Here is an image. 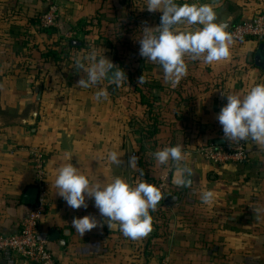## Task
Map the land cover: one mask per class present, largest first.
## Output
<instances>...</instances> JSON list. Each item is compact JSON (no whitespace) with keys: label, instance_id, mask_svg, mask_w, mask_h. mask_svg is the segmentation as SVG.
<instances>
[{"label":"crops","instance_id":"1","mask_svg":"<svg viewBox=\"0 0 264 264\" xmlns=\"http://www.w3.org/2000/svg\"><path fill=\"white\" fill-rule=\"evenodd\" d=\"M51 2L59 8L56 26L38 30L30 17ZM177 2L210 4L217 22L239 21L264 5V0ZM146 6L147 0H0V115L9 121L25 118L35 107L38 113L34 130L18 123L0 126V235L17 232L26 215L21 208L32 207L22 198L36 185L37 153L45 169L39 233L60 264H264V144L243 141L247 158L236 164L215 166L197 153L201 144L228 143L216 119L226 103L221 93L244 95L264 83V48H259L264 41H233L229 57L213 64L186 56L187 73L172 85L158 64L139 55L143 27L158 26L162 14ZM91 48L104 51L130 75L119 87L105 80L109 96L99 103L93 99L95 87L76 86L86 73L75 67L74 58ZM142 75L145 82L139 85ZM175 145L193 168L190 188L171 182L172 161L160 165L153 156ZM109 151L124 163L108 161ZM131 155L136 167L128 165ZM68 162L90 185L104 186L115 176L133 185L146 177L156 186L164 181V218L151 222L148 235L136 240L123 236L118 222L81 237L72 228L74 217L103 218L92 199L86 198V209H73L57 193L58 169ZM204 190L215 192L210 204L200 200ZM0 264L27 263L0 251Z\"/></svg>","mask_w":264,"mask_h":264},{"label":"clouds","instance_id":"2","mask_svg":"<svg viewBox=\"0 0 264 264\" xmlns=\"http://www.w3.org/2000/svg\"><path fill=\"white\" fill-rule=\"evenodd\" d=\"M148 12H161L160 23L156 27H143L139 39V55L158 64L163 71L165 82L175 85L186 75L185 57L192 60H202L205 64H213L225 60L230 55V45L233 42L232 33L228 32L227 22H217L214 8L207 3H178L177 0H147ZM197 25L194 28L177 30V25ZM75 67L86 73V78L76 81L81 89L95 87L93 99L101 102L108 99L109 93L104 86L108 84L119 87L127 80L125 71L109 60L103 51L100 55L91 48L85 55L74 58ZM145 82L144 76L138 78V84ZM226 103L221 107L216 119L222 126L223 137L230 145L251 139L264 144V83L254 84L244 95L221 93ZM38 113L33 112L35 117ZM26 122V121H25ZM160 165L173 162L174 176L172 183L178 187L190 188L193 168L186 163V153L180 145L164 146L153 153ZM116 151H109L107 160L115 165H122ZM130 167H136L137 157L131 155L128 159ZM144 173L141 171L140 173ZM57 193L67 205L73 209L87 208L86 198L94 201L103 221L93 215L74 217L72 228L82 237L94 228L105 225L112 229L114 222L123 236L136 240L148 235L151 231L152 217L150 211H155L162 199L160 189L148 182L131 184L126 179L115 176L104 186L90 185L89 178L82 174L72 162L63 164L55 178ZM215 199L213 190H204L200 194L203 204H210ZM28 209L22 207L24 216Z\"/></svg>","mask_w":264,"mask_h":264},{"label":"built area","instance_id":"3","mask_svg":"<svg viewBox=\"0 0 264 264\" xmlns=\"http://www.w3.org/2000/svg\"><path fill=\"white\" fill-rule=\"evenodd\" d=\"M59 15L57 3L51 2L46 10L37 16L38 26L49 29L56 26ZM232 33L233 41L241 43L245 40L264 41V5L259 6L253 13L231 24L227 30ZM197 153L208 163L221 166L228 163H242L247 158L245 144L215 145L201 144ZM35 186L38 188L37 204L33 205L20 222L19 230L8 235H0V251L9 253L16 260L27 264H60L48 246V241L39 233V223L44 215L45 196L43 183L45 179L44 161L40 154H34ZM164 181L157 186L164 189Z\"/></svg>","mask_w":264,"mask_h":264},{"label":"water","instance_id":"4","mask_svg":"<svg viewBox=\"0 0 264 264\" xmlns=\"http://www.w3.org/2000/svg\"><path fill=\"white\" fill-rule=\"evenodd\" d=\"M225 22H227L229 26L234 23L232 20H227ZM259 48L263 49L264 48V43H261ZM260 59H261V55L260 54L256 55L255 60H256V63L259 64V65H261ZM35 106H37V103L35 104ZM33 112L37 113L36 107L25 118H16V119L9 120V121H5L4 117L2 115H0V126L5 125L7 122H9V123H18V124H21V125L30 126L31 129L34 130L33 127L36 124L37 115L35 117H33L32 116ZM173 176H174V171L172 173V177ZM171 181H172V178H171ZM37 196H38V188L36 186L28 187V189H26V191H25V193L23 195L22 201H23V203H25L27 205L33 206V205L37 204ZM56 235H57L56 232H52V235L50 236V238L56 239Z\"/></svg>","mask_w":264,"mask_h":264},{"label":"trees","instance_id":"5","mask_svg":"<svg viewBox=\"0 0 264 264\" xmlns=\"http://www.w3.org/2000/svg\"><path fill=\"white\" fill-rule=\"evenodd\" d=\"M39 13H41L40 11L38 12H35V13H33V16H31L30 17V21L32 22V23H35L36 24V28L38 29V30H41V31H51L52 29H53V27L52 28H49V29H43V28H40L39 26H38V20H37V16H38V14ZM126 75L129 77V79H130V75L128 74V73H126ZM154 123V122H153ZM154 127H152L151 128V130L150 131H152V132H155L154 131V129H153ZM142 131H144V129H142ZM147 131V130H146ZM144 164L143 163H141V159H139V166H140V172H141V168H142V170H143V168H144V166H143ZM143 172V171H142ZM145 176H147V174H145ZM146 181L148 182V183H151V184H153V185H155L156 186V184H155V182H154V179H152V178H149V177H146ZM161 191V190H160ZM161 193L163 194V191H161ZM164 194H165V192H164ZM164 194L162 195V197L164 196ZM150 211V215H151V217H152V223L153 224H155V222L160 218V219H163L164 218V216H165V212H166V208L164 207V204H163V199H161V201L158 203V205H157V207H156V209H155V211H152V210H149Z\"/></svg>","mask_w":264,"mask_h":264}]
</instances>
